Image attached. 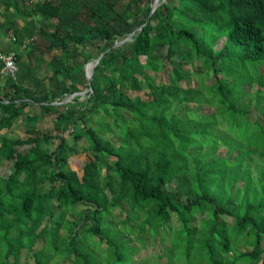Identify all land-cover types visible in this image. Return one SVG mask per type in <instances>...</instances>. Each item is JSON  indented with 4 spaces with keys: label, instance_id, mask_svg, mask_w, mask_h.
<instances>
[{
    "label": "trees",
    "instance_id": "trees-1",
    "mask_svg": "<svg viewBox=\"0 0 264 264\" xmlns=\"http://www.w3.org/2000/svg\"><path fill=\"white\" fill-rule=\"evenodd\" d=\"M154 1L0 0L18 66L3 76L0 60V264H150L133 258L145 234L169 236L164 264H264V123L247 118H264V0ZM164 60L168 84L149 73ZM19 118L26 137L11 135Z\"/></svg>",
    "mask_w": 264,
    "mask_h": 264
},
{
    "label": "rangeland",
    "instance_id": "rangeland-1",
    "mask_svg": "<svg viewBox=\"0 0 264 264\" xmlns=\"http://www.w3.org/2000/svg\"><path fill=\"white\" fill-rule=\"evenodd\" d=\"M2 20V18L0 17V21ZM43 25H46V22L43 21L42 23ZM4 36L2 35L1 38H3ZM0 38V39H1ZM126 38V37H125ZM124 39V38H123ZM122 40V39H121ZM5 41L3 40V43ZM4 44H11V42L9 43H4ZM222 43L220 42L218 47L221 45ZM4 49V48H3ZM161 52L165 53V50H161ZM28 56H26L25 58H27ZM142 61H144V57L141 56L140 57ZM28 62L33 65V60H31V57L28 58ZM170 65L168 63L167 60H164V67L162 69V71L160 72H152L150 71L149 73L153 74L156 78V81L157 82H161V83H166L168 84L169 83V79H168V76H169V72H170ZM261 69H264V67L261 66ZM36 76L40 77V76H47V74H50V70L49 68L46 67L45 64H43L42 66H40V68H37L36 70ZM85 74V72H84ZM214 80V78L211 76L209 78H207V80L205 81L206 84H210L212 81ZM30 84V82L28 83ZM184 85L186 86H193V87H202L201 83L198 81V80H195V79H189V80H186ZM248 91L249 93H253L254 89H252V87H249L248 85H245L244 86ZM130 95H137L139 94L140 96H142L144 99L147 98L146 96V92L143 91V90H140V91H136V92H133V91H129L128 92ZM86 94V93H85ZM83 94L81 96V98L84 97ZM69 96V95H68ZM66 96L62 102H65V99L68 97ZM71 99V98H70ZM191 106H194L193 103L190 104ZM203 111L205 112H209L210 107L208 106H203L201 107ZM251 112L247 114V118L249 120H255L256 118H259L260 121L262 123H264V118L262 115H260L258 113L257 110L254 109V107H251ZM27 112H32V113H35V114H39L40 112V108H39V105H35V104H32L31 106L27 107L26 108ZM264 126V125H263ZM37 128L40 130V131H44V130H47V129H51L52 128V120L49 116H42L40 118V120L37 122ZM11 135H20L21 137H26V134H25V131H24V126H23V121L21 118L17 119L14 123V125L12 126V129H11ZM106 135L108 136H111L112 137V132H106L105 133ZM65 136H67V134H65ZM85 145V140H81L78 147L80 148L79 149V152L77 154H74L73 156L69 157V165L71 168L77 170L79 173L81 172V168L84 164L85 161L88 160V158L90 157L89 156V151H85L83 149H81L83 146ZM29 147V145H23V146H19L18 147V151H21V152H24L27 150V148ZM223 148L221 147L219 150H217V155H220L222 152H223ZM12 166V162L11 161H7V162H4L3 164L0 165V175H5L9 172V169L11 168ZM199 216L196 217V219L192 222V223H195L196 224V221L198 220ZM226 220L228 221H231V217H226ZM168 224H170L172 226V230L175 228V227H178L179 226V222H178V219L175 217L174 214H172L171 216V219L170 221L168 222ZM147 227V225H146ZM149 229V224H148V228ZM130 235H128L129 237ZM95 238V237H94ZM132 239L133 241L131 242V244L133 245H138V240L135 239V234L132 235ZM144 239L146 241V245L144 247H141V248H138L136 253L134 254L133 258H134V262L135 263H138L139 261H142L144 259H149V263L150 264H156V261L157 262H162L163 264L166 262L167 258L165 256H162V257H159V255L165 251V245H169L170 242H169V236H167L166 238H164V240L162 241L160 239V236H156L154 239L151 238L150 235L148 234H145L144 235ZM106 245L103 243L102 244V248L105 247ZM241 249L243 248V245L240 247ZM184 250H185V243L183 242V244L179 243L178 244V248H177V251L175 252V256H177V254L181 255L184 254ZM182 251V252H181ZM159 257V258H158ZM184 264H185V259L183 258L182 259ZM22 263L23 264H34L33 262V259L30 255H25V257L23 258L22 260ZM63 262L60 261V264H62ZM63 264H68L67 262L66 263H63Z\"/></svg>",
    "mask_w": 264,
    "mask_h": 264
},
{
    "label": "water",
    "instance_id": "water-1",
    "mask_svg": "<svg viewBox=\"0 0 264 264\" xmlns=\"http://www.w3.org/2000/svg\"><path fill=\"white\" fill-rule=\"evenodd\" d=\"M157 1L158 0H155L151 7H152V10L153 11L157 5ZM131 37V35L127 36L126 38L122 39V40H118V41H115L113 43V45L111 47H115V46H118L120 44H122L124 41H126L127 39H129ZM102 54H100L97 58H95L94 60H90L88 62H86L84 64V72H85V77L87 79V82H88V88L87 90H91L92 87H91V76H92V71H93V68L94 66L96 65V63L99 61L100 57H101ZM90 65V69L89 71H87V66ZM87 90H83V91H78V92H74L72 94H70L66 99H65V102L69 101L71 97L75 96V95H83L86 93Z\"/></svg>",
    "mask_w": 264,
    "mask_h": 264
},
{
    "label": "built area",
    "instance_id": "built-area-1",
    "mask_svg": "<svg viewBox=\"0 0 264 264\" xmlns=\"http://www.w3.org/2000/svg\"><path fill=\"white\" fill-rule=\"evenodd\" d=\"M25 45L23 44L22 47ZM16 57L12 52H5L0 48V60L3 62L1 74L14 77L18 72V66L15 61Z\"/></svg>",
    "mask_w": 264,
    "mask_h": 264
},
{
    "label": "crops",
    "instance_id": "crops-1",
    "mask_svg": "<svg viewBox=\"0 0 264 264\" xmlns=\"http://www.w3.org/2000/svg\"><path fill=\"white\" fill-rule=\"evenodd\" d=\"M5 42H6V43H9V42H11V40H10L9 38L6 37V38H5ZM5 42H4V43H5ZM2 43H3V42L0 41V48H1V46L4 45V43H3V44H2ZM12 43H13V42H12ZM22 48H23V47L20 46L19 51H21ZM31 60H33V58H31ZM41 66H42V65H41ZM35 67H36V65H35ZM46 67H47V66H46ZM39 68H40V66H39ZM47 68H48V67H47ZM47 75H50V74H47Z\"/></svg>",
    "mask_w": 264,
    "mask_h": 264
}]
</instances>
